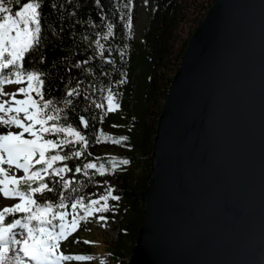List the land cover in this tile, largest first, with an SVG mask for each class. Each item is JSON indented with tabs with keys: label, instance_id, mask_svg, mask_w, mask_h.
I'll use <instances>...</instances> for the list:
<instances>
[{
	"label": "water",
	"instance_id": "95a60500",
	"mask_svg": "<svg viewBox=\"0 0 264 264\" xmlns=\"http://www.w3.org/2000/svg\"><path fill=\"white\" fill-rule=\"evenodd\" d=\"M182 55L126 264H264V0H215Z\"/></svg>",
	"mask_w": 264,
	"mask_h": 264
},
{
	"label": "trees",
	"instance_id": "16d2710c",
	"mask_svg": "<svg viewBox=\"0 0 264 264\" xmlns=\"http://www.w3.org/2000/svg\"><path fill=\"white\" fill-rule=\"evenodd\" d=\"M214 1L49 0L51 6L43 8L41 52L44 59L34 58L32 63L35 67L31 70L42 71L46 83L55 86V94H50L52 99H58L61 93L79 86L81 96L70 98L73 104L65 112L68 122H78L81 115L85 116L89 120V128L81 127V130L86 134L90 148L120 152V157L105 158L82 150L84 155L67 162L68 167L92 162L97 164L99 171L89 170L88 175L66 174V178L78 182L74 187L79 191L66 192L65 195L83 196L88 203V192L98 179L114 175L116 184L110 188L112 195L119 199L109 198L108 210L104 213L112 218L115 212L122 216L125 210H129L139 224L130 237L131 247L128 255L125 254L127 259L132 256L142 222L143 192L153 171L152 144L163 101L190 36ZM26 2L28 0H9L7 6L15 12ZM139 4L145 6L148 15L141 46L134 42L133 37V22ZM97 41L103 45L102 50ZM135 71L142 73L141 76ZM138 82L144 83V106L141 115L135 116L131 111ZM109 88L115 95V101L125 102V114L114 130L106 119L105 98ZM96 104L103 107L97 108ZM114 140L120 142L113 143ZM78 148L76 145L73 150ZM124 160L129 163H120ZM113 161L117 162L115 168ZM138 169L140 171L135 175ZM49 195L58 198V192ZM122 236L123 230L119 228L116 251L121 257L125 248L120 245Z\"/></svg>",
	"mask_w": 264,
	"mask_h": 264
},
{
	"label": "snow or ice",
	"instance_id": "6c2138e0",
	"mask_svg": "<svg viewBox=\"0 0 264 264\" xmlns=\"http://www.w3.org/2000/svg\"><path fill=\"white\" fill-rule=\"evenodd\" d=\"M8 2L0 0V95L9 97L0 100V127L6 129L0 133V193L18 202L0 210V264L91 260L89 256L65 254L60 250L61 243L79 228L77 217L86 221L95 213L107 211L109 198L119 197L112 195L111 188L107 189V195L88 203L83 196L65 195L79 191L74 187L78 182L66 178V174L88 175L89 170L99 171L92 162L75 167L67 164L84 155L82 149L88 147V138L81 127L89 128V120L81 115L78 122L69 123L65 115L73 104L70 98L81 96V91L74 86L58 99H52L50 94H55V86L46 83L42 71L31 70L35 67L34 58L44 59L43 8L51 6L49 0H28L15 12L7 6ZM108 28L111 34V25ZM97 44L102 50L103 45L98 41ZM11 84L22 86L4 92L5 85ZM105 99L108 111L119 107L110 88ZM76 145L80 147L73 150ZM57 163L63 166H54ZM116 163L113 161V168ZM120 163L126 165L129 161ZM21 172L23 175H18ZM54 192H58V198L49 195ZM101 200L105 202L103 205ZM90 205L101 206L93 210ZM98 219L106 222L107 218L100 215Z\"/></svg>",
	"mask_w": 264,
	"mask_h": 264
},
{
	"label": "rangeland",
	"instance_id": "374dc122",
	"mask_svg": "<svg viewBox=\"0 0 264 264\" xmlns=\"http://www.w3.org/2000/svg\"><path fill=\"white\" fill-rule=\"evenodd\" d=\"M136 11L137 12L133 22V37L134 42H136L138 46H141L143 43L142 35L147 27L148 15L143 4H139ZM136 74L141 76L142 73L139 74L137 72ZM21 86L22 85L17 84L5 85L4 89L8 92H12ZM143 86V82H138L136 96L132 100L133 108L131 112L134 113L135 116L141 115V111L144 106L143 91L145 87ZM4 99H9V97L3 96V100ZM115 103L118 104L119 107H114L112 111L107 110L106 114L108 126L111 130L117 129V126L120 124L122 117L125 114V102L122 100L121 103L117 101H115ZM5 130L6 129L4 127H0V133ZM12 130L17 131L15 128ZM37 167L40 166L38 165ZM94 187L95 185L88 192L90 195V201L95 197L93 191L95 190ZM102 195L100 194V197H102ZM17 202L18 201L15 199L5 198L3 194L0 193V210L6 206H13ZM91 209L94 210L95 206L91 207ZM81 215H83V213H81ZM100 215L107 218L106 222L98 219V216ZM133 217V214L129 213V210H125L122 216L117 214L116 217L112 216V218L108 217V214H105L104 212L95 213L94 215L87 217L86 221L80 220V218L77 217L80 224L79 228L75 230L67 240L62 241L60 250L65 254L89 256L92 257V259L84 261H64L62 264H126V262L130 259H127L126 257L131 247L130 244L132 239L130 237L132 234H135L139 225L137 218L133 219ZM68 219L70 220L71 217H68ZM132 219L133 221H131ZM119 228L123 230L122 242L120 245L125 246L122 252V257L121 255H118L116 251V244L118 241L117 232ZM85 241H88L89 243H85Z\"/></svg>",
	"mask_w": 264,
	"mask_h": 264
},
{
	"label": "bare ground",
	"instance_id": "6f19581e",
	"mask_svg": "<svg viewBox=\"0 0 264 264\" xmlns=\"http://www.w3.org/2000/svg\"><path fill=\"white\" fill-rule=\"evenodd\" d=\"M3 91L8 92L5 89H3ZM0 100H3V95H0ZM88 150H89V153L91 155L94 154V155H97L100 157H105V158H107V157H118V156L120 157V152H118L117 150H114V149H109V148L103 149V148H101V150L96 151L94 149H91L90 146H88ZM139 171H140V169L136 170L135 175H138ZM18 175H23V173L22 172L18 173ZM98 180L99 181L97 182V184L94 187L95 190H93L94 196H95L93 198V200L100 198V194L101 195L103 194L102 196H105L107 194V189H109L110 187H112L113 185L116 184V179L114 178L113 174L109 175L108 177L101 176ZM134 182H136V180ZM92 196H93V194H92ZM104 203L105 202L103 200H101V205H103ZM101 205H94V206H95V208H97V207H100ZM112 216L116 217L117 216L116 212L113 213Z\"/></svg>",
	"mask_w": 264,
	"mask_h": 264
},
{
	"label": "built area",
	"instance_id": "2783aa9c",
	"mask_svg": "<svg viewBox=\"0 0 264 264\" xmlns=\"http://www.w3.org/2000/svg\"><path fill=\"white\" fill-rule=\"evenodd\" d=\"M88 146H90V145H88ZM78 147H80V146L78 145ZM82 150H83V149H82ZM84 151H86L88 154H90V153H89V150H88V147H87V149L84 150Z\"/></svg>",
	"mask_w": 264,
	"mask_h": 264
}]
</instances>
